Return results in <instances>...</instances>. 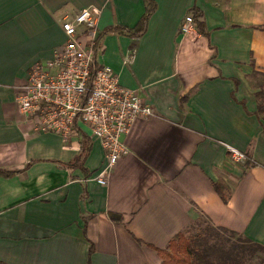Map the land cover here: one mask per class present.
Instances as JSON below:
<instances>
[{
    "label": "crops",
    "instance_id": "obj_1",
    "mask_svg": "<svg viewBox=\"0 0 264 264\" xmlns=\"http://www.w3.org/2000/svg\"><path fill=\"white\" fill-rule=\"evenodd\" d=\"M155 1L133 36L102 30L134 25L143 0H0V168L21 169L0 174L1 261L160 264L158 248L205 223L236 235L234 249L243 238L264 246V0ZM194 4L203 30L181 33ZM88 5L100 8L97 62L107 48L119 82L154 109L121 136L127 151L105 184L95 176L107 158L86 125L64 140L36 129L14 99L31 66L64 41V16ZM82 137L83 162L66 164ZM228 145L247 160L233 161ZM208 244L213 253L221 245ZM254 251L242 264H264Z\"/></svg>",
    "mask_w": 264,
    "mask_h": 264
},
{
    "label": "built area",
    "instance_id": "obj_2",
    "mask_svg": "<svg viewBox=\"0 0 264 264\" xmlns=\"http://www.w3.org/2000/svg\"><path fill=\"white\" fill-rule=\"evenodd\" d=\"M100 8L88 5L61 21L65 39L50 59L31 66L26 81L14 99L22 113L35 119L34 127L58 133L64 140L86 125L98 138L107 158L95 178L105 184L110 167L127 151L121 136L138 116L154 113L152 105L139 92L119 82L118 74L96 59L97 21ZM179 31L200 34L192 13L183 16ZM233 161L245 153L228 145Z\"/></svg>",
    "mask_w": 264,
    "mask_h": 264
},
{
    "label": "trees",
    "instance_id": "obj_3",
    "mask_svg": "<svg viewBox=\"0 0 264 264\" xmlns=\"http://www.w3.org/2000/svg\"><path fill=\"white\" fill-rule=\"evenodd\" d=\"M145 3L144 11L136 21V23L132 26L123 25V24H110L106 25L102 33L108 31H116L126 35H141L145 32L147 28V22L151 15V13L156 8L155 0H143ZM192 17L196 26L203 30L204 23L202 20L198 18L201 14L200 9L197 5H192ZM90 149V143L88 139L82 137L80 141V149L78 154L66 164L70 165H80L86 154ZM246 158L248 155L245 153ZM247 160V159H246ZM21 170L20 168L15 169H4L0 168V174L5 176H9L17 171ZM215 189L219 192L220 196L223 199H226L227 194L224 192L222 188V184L219 182H215ZM244 243L248 244V252L254 250H263L264 246L260 243L251 241L249 238L241 239ZM243 243V244H244ZM243 247V246H242ZM208 249L213 250V247L207 243L206 236L203 233H186L184 231L178 232L173 238L170 239L169 244L166 248H158V252L162 258L160 264H242L240 257L237 256L234 259L235 255H231V249L229 248H221V260L217 262H213V260L209 257ZM234 259V260H231ZM0 264H9L0 260ZM88 264V260H87Z\"/></svg>",
    "mask_w": 264,
    "mask_h": 264
},
{
    "label": "rangeland",
    "instance_id": "obj_4",
    "mask_svg": "<svg viewBox=\"0 0 264 264\" xmlns=\"http://www.w3.org/2000/svg\"><path fill=\"white\" fill-rule=\"evenodd\" d=\"M98 26H99V23H98ZM107 50L108 49L106 48V50L103 52V54H101L99 56V58L105 64H108L111 67H113V69H115L114 65L109 63V61H107L108 60V56L106 57ZM263 78H264V76H260V75L257 76V78H256L257 84H259L260 82L262 83V80H264ZM240 161H242V160H240ZM199 232L203 233L206 236L207 243L211 244L213 241L217 242V243H221L219 250L215 249L216 253H213L214 250L208 249V254H209L210 258L214 257V255L217 256L218 253L221 255L222 254V252L220 250L221 248H225V249L229 248V249H231V252H230L231 255H235V253H237V256L240 257L241 261L243 263H245L244 260L247 261L246 258L248 257V253H254L255 252L252 250H251V252H248L249 251L248 250L249 249L248 244H246V243L243 244L241 239H238V242L236 240L235 241H236V243L241 244L243 247L237 246V248L234 249L233 246H230V242L232 239L230 240L229 236H233L236 239V235H233L228 231H223V230L219 231V230L213 229V228H211L209 223H205V226H203V224H201L199 227Z\"/></svg>",
    "mask_w": 264,
    "mask_h": 264
}]
</instances>
